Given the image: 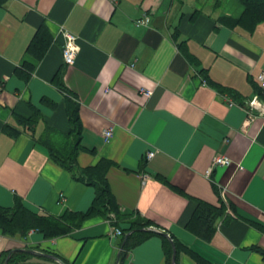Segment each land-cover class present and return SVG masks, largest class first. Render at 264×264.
<instances>
[{
  "label": "crops",
  "instance_id": "crops-1",
  "mask_svg": "<svg viewBox=\"0 0 264 264\" xmlns=\"http://www.w3.org/2000/svg\"><path fill=\"white\" fill-rule=\"evenodd\" d=\"M214 3L0 0V208L17 201L57 218L92 204L94 187L50 155L72 140L58 74L76 105V163L110 162L105 177L116 206L49 238L0 228V264H167L163 237L177 264H264L255 248L264 251V120L243 109L253 96L264 103L256 79L264 71V21L225 27L217 19L239 17L241 6L233 14ZM142 15L148 25L135 26ZM40 26L51 41L37 58L26 48ZM65 31L77 37L72 65L61 56ZM148 151L154 156L146 160ZM217 155L231 164L206 175ZM221 204L211 227L210 217L196 215ZM137 220L150 233L120 257L124 229ZM115 228L121 236H112Z\"/></svg>",
  "mask_w": 264,
  "mask_h": 264
},
{
  "label": "trees",
  "instance_id": "trees-1",
  "mask_svg": "<svg viewBox=\"0 0 264 264\" xmlns=\"http://www.w3.org/2000/svg\"><path fill=\"white\" fill-rule=\"evenodd\" d=\"M243 7L242 13L239 17L234 18L230 16H221L217 19L220 25L225 27L241 26L246 29H252L257 23L264 21V0H238ZM197 12L193 13V17ZM51 41V35L45 26H40L34 34L31 42L26 48V53L40 58L44 53L46 47ZM180 52L184 58L189 62L196 61L195 58L188 53L184 45H178ZM28 70H32V65H28ZM203 77V76H202ZM202 79L205 80L203 77ZM54 84L63 92L66 93V112L71 124L72 140L70 146L65 151H54L50 149L51 158L65 170L70 172L73 179L82 180L95 189V196L91 206L85 214H77L67 212L61 217L43 216L34 214L24 208L19 202L16 201L14 207L10 210L0 208V228L7 234H13L16 232L25 233L30 229H37L44 238H49L57 235L67 233L70 228L78 227L84 217L96 212L97 209L103 210L104 213L116 212V206L113 196L110 192L108 182L106 180V170L108 169L110 162L105 159H100L96 165L81 169L76 163V156L78 153V137L80 134V126L76 116V105L69 98V94L60 81V74L56 75ZM208 84L207 80L204 81ZM225 210V205L221 204L219 208H211L203 206L198 210V218L206 220L209 218V222L205 225L212 226L213 220L218 215L222 214ZM148 226L147 222L134 221L124 229L125 233H129L121 246L120 257L135 244L142 241L147 237L150 231L146 230ZM125 233H123L125 235ZM164 253L167 264H171L172 245L162 238ZM256 250L262 255L264 260V251L255 247ZM177 264L176 257L175 263Z\"/></svg>",
  "mask_w": 264,
  "mask_h": 264
},
{
  "label": "built area",
  "instance_id": "built-area-1",
  "mask_svg": "<svg viewBox=\"0 0 264 264\" xmlns=\"http://www.w3.org/2000/svg\"><path fill=\"white\" fill-rule=\"evenodd\" d=\"M149 23V17L146 15H142L140 18L134 20L135 26H146ZM63 36V44L61 45V56L64 65H72L74 63V59L77 54V47H76V39L77 37L67 31L62 33ZM257 81L261 87H264V71L260 72L256 76ZM141 92L149 97L151 95L150 90H146L144 88L141 89ZM243 109L246 112L248 119L253 118H262L264 120V103L259 100L257 96H253L251 99L247 100ZM113 131L112 127L105 129L102 132V137L105 142H108L112 137ZM154 156L153 151H148L145 154V159L149 160ZM231 164V160L225 156L217 155L214 156L212 159L211 168L206 171V175H209L211 169L215 166H227ZM122 231L118 228H115L112 231V236H121Z\"/></svg>",
  "mask_w": 264,
  "mask_h": 264
},
{
  "label": "rangeland",
  "instance_id": "rangeland-1",
  "mask_svg": "<svg viewBox=\"0 0 264 264\" xmlns=\"http://www.w3.org/2000/svg\"><path fill=\"white\" fill-rule=\"evenodd\" d=\"M212 2L210 3V6H212ZM214 6H215V8L218 6L221 7L222 6V0H215ZM240 6H241V11H242L243 7L238 0H226L225 4L222 7H224L226 10H229L231 13L236 14L238 10H235V9L240 8Z\"/></svg>",
  "mask_w": 264,
  "mask_h": 264
},
{
  "label": "water",
  "instance_id": "water-1",
  "mask_svg": "<svg viewBox=\"0 0 264 264\" xmlns=\"http://www.w3.org/2000/svg\"><path fill=\"white\" fill-rule=\"evenodd\" d=\"M130 232H128L125 236H124V239L123 241L126 239V237L129 235ZM165 237H168L169 236L166 234V233H162ZM175 255H176V251H175V248H174V245L172 243V256H171V264H174L175 262ZM4 264H6V261L4 262Z\"/></svg>",
  "mask_w": 264,
  "mask_h": 264
}]
</instances>
